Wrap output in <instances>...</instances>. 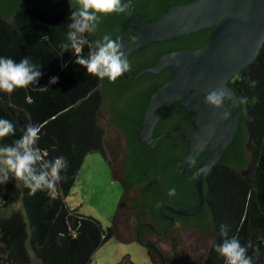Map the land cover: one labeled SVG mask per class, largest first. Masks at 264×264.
I'll use <instances>...</instances> for the list:
<instances>
[{
	"label": "trees",
	"instance_id": "16d2710c",
	"mask_svg": "<svg viewBox=\"0 0 264 264\" xmlns=\"http://www.w3.org/2000/svg\"><path fill=\"white\" fill-rule=\"evenodd\" d=\"M192 1L132 0L127 12L101 15L95 30L85 35L92 42L104 35L114 40L120 35L130 38L133 32H125L123 26L130 17L154 19L171 5ZM71 12L69 0H0V58L19 62L28 57L43 73L36 83L17 88L11 94L0 91V119L15 126L14 135L0 138V147L13 145L26 126L33 124L41 129L36 146L47 153L44 159L63 156L68 164L60 173L63 179L51 194L45 189L33 195L14 176L7 183H0V209L19 201L23 209L6 217L0 215V264H32V256L42 264H93L95 252L114 237L117 227L104 228L97 219L68 207L65 199L86 156L94 151L105 155L99 113L105 106L116 130H129L131 140L139 142L134 130L140 127L142 107L147 103L144 97L151 89L148 81L164 82L170 69L162 74L140 71L169 51L199 48L212 33V29H203L135 50L127 57L131 64L128 75L112 82L88 74L86 68L75 64L73 50L62 55L60 45L67 41ZM88 54V46L83 45L81 55L87 58ZM53 76L59 78L58 82L50 84ZM229 83L239 99L246 98L235 146L227 150L236 148L240 156L232 164H216L208 174L209 205L197 225L206 231L215 227V239L204 264H225L215 248L225 238L233 237L248 248L247 255L253 264H264V44L258 57ZM227 105L233 113L235 107L229 102ZM180 110V126L188 125L186 111ZM247 143L254 152L252 179L241 172V165L248 161ZM127 165L130 180L141 183L151 176L157 163L140 160ZM195 194L198 205L196 189ZM222 224L227 225V237L220 234ZM249 243L252 247H248Z\"/></svg>",
	"mask_w": 264,
	"mask_h": 264
},
{
	"label": "water",
	"instance_id": "95a60500",
	"mask_svg": "<svg viewBox=\"0 0 264 264\" xmlns=\"http://www.w3.org/2000/svg\"><path fill=\"white\" fill-rule=\"evenodd\" d=\"M123 26L134 30L130 38L124 35L118 38L126 58L151 43L212 29L209 39L199 48L169 51L160 55L152 66L140 71L158 74L170 69L169 77L149 96L141 119L140 138L154 144L156 125L166 109L179 102L195 126L180 131L190 143L185 161L193 165L196 156L208 152L205 160L197 165L200 204L192 209L170 207L177 214L196 215L206 204L204 182L207 174L223 153L235 144L242 119V104L229 82L258 57L264 44V0H194L171 5L154 19L132 16ZM124 74L128 75V72ZM220 89L225 91V102L217 109L206 103V96ZM227 102L235 107L233 113ZM104 111L111 121L105 106ZM225 112L230 113L227 118ZM177 135L173 132L164 136L175 138ZM245 150L248 161L241 165L242 171L252 165L253 160L248 143ZM208 231H214L213 226Z\"/></svg>",
	"mask_w": 264,
	"mask_h": 264
},
{
	"label": "clouds",
	"instance_id": "9594fccd",
	"mask_svg": "<svg viewBox=\"0 0 264 264\" xmlns=\"http://www.w3.org/2000/svg\"><path fill=\"white\" fill-rule=\"evenodd\" d=\"M72 8L70 23L68 26L67 41L60 45L62 55L73 50L76 55L75 64L86 68L87 73L100 79L108 78L116 81L124 73L130 71L131 64L126 58L122 45L118 39L114 40L110 35H104L101 40L89 41L86 33H91L97 27L101 15L112 13H125L132 7V0H69ZM89 48L88 57L82 53V46ZM43 73L30 62L28 57L19 62L11 58H0V91L11 94L17 88H25L33 82H37ZM58 77H50L49 83L58 82ZM44 90V87L41 88ZM225 102V91L214 90L206 96V103L214 108H222ZM240 103H246V98H240ZM225 118L230 113L225 112ZM39 126L28 124L23 130L22 136L14 141L11 146L0 147V183H7L10 176L21 180L30 189L31 194L37 191L55 190L62 170L67 169V159L63 156L53 160H45L47 153H42L37 147L39 140ZM15 134L14 124L7 119H0V138ZM41 161L45 163L41 164ZM11 173L12 175H9ZM175 188L169 190V196H174ZM220 234L228 236L227 225L220 226ZM248 247H252L249 243ZM216 252L225 259V264H253V260L247 255L248 248L242 246L235 237L225 238L222 244L216 245ZM259 255V249L255 250Z\"/></svg>",
	"mask_w": 264,
	"mask_h": 264
},
{
	"label": "flooded vegetation",
	"instance_id": "af4514ba",
	"mask_svg": "<svg viewBox=\"0 0 264 264\" xmlns=\"http://www.w3.org/2000/svg\"><path fill=\"white\" fill-rule=\"evenodd\" d=\"M124 31L133 32L134 30L128 26L124 27ZM163 71L158 74H162ZM148 82V86L151 89L144 97L147 103L149 96L162 81L153 79ZM147 103L145 107H142L143 113ZM180 108L184 109L177 102L166 109L163 117L153 131L154 144L147 143L140 138L139 130L141 125L134 130L139 142L131 140L132 135L128 134L129 130L126 132L120 130L123 139V154L117 163L110 162L112 165L113 181L117 182L121 189L120 202L114 223L118 225L120 217H126V221L136 226L137 230L134 239L148 249L154 264L155 256L163 264H170L163 244L171 243L173 245L174 242H170L169 240L171 233L175 229H200L197 225L198 219L199 217L203 219L204 215L202 213L205 211L207 205H209L206 199L209 191L207 188L208 174L216 164H232L234 159H238L240 156V151L236 148L231 152H228L227 149L221 159L209 171L204 182L206 204L201 212L196 215L186 216L172 211L170 207L192 209L200 204L199 199V204L196 205L197 198L195 194V189L198 193L196 183L199 167L197 165L208 156V152L200 153L194 158L193 165L185 161L189 153L190 143L180 131L194 129L195 126L190 118H188L190 120L188 125L185 123L186 125L180 126L183 118ZM176 109L180 110V113L176 112ZM106 112L109 115V109L106 108ZM173 132L178 133L177 137L164 136ZM147 153H150V156ZM140 160L144 162L151 161L154 164L157 163V165L150 174L151 176H147L143 182H132L127 164L128 162L140 163ZM172 188H175L176 193L174 196H169V190Z\"/></svg>",
	"mask_w": 264,
	"mask_h": 264
},
{
	"label": "rangeland",
	"instance_id": "374dc122",
	"mask_svg": "<svg viewBox=\"0 0 264 264\" xmlns=\"http://www.w3.org/2000/svg\"><path fill=\"white\" fill-rule=\"evenodd\" d=\"M98 116L106 156L100 151L86 156L75 185L65 200L71 209L97 219L104 228H108L116 225L114 218L121 195L119 184L113 181L111 163H117L122 156L123 139L106 116L104 107ZM248 145L254 158L253 148L250 143ZM253 169L252 160V165L241 172L252 179ZM20 210L23 209L19 201L9 208L0 209V215L6 217ZM126 220V217H120L114 237L95 252L93 264H154L148 249L134 239L136 226ZM213 228L214 231L175 229L169 240L174 242L173 245L163 244L170 264H204L215 239V227ZM32 257V264H42L35 256ZM154 260L155 264H163L156 256Z\"/></svg>",
	"mask_w": 264,
	"mask_h": 264
}]
</instances>
